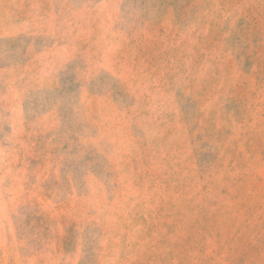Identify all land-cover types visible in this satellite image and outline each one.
<instances>
[{
    "label": "rangeland",
    "instance_id": "rangeland-1",
    "mask_svg": "<svg viewBox=\"0 0 264 264\" xmlns=\"http://www.w3.org/2000/svg\"><path fill=\"white\" fill-rule=\"evenodd\" d=\"M0 264H264V0H0Z\"/></svg>",
    "mask_w": 264,
    "mask_h": 264
}]
</instances>
